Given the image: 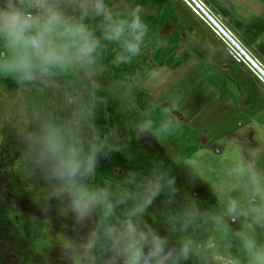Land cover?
<instances>
[{
	"label": "rangeland",
	"instance_id": "374dc122",
	"mask_svg": "<svg viewBox=\"0 0 264 264\" xmlns=\"http://www.w3.org/2000/svg\"><path fill=\"white\" fill-rule=\"evenodd\" d=\"M171 3L176 22L165 29V35L171 38L176 34L178 55L185 51L188 58L177 68L155 66L154 74L134 84L137 86L111 81L109 95L114 110L101 144L122 152L127 159L126 170L113 168L120 180L115 187H126L123 181L130 171L164 170L175 178L177 194L172 203L162 194L147 210L145 219L154 228L166 231L170 227L168 212L182 205H195L206 214L200 226L187 234L192 247L187 264H232L233 260L248 264L234 233L243 230L250 218L233 224L224 209L230 199L239 201L244 209L250 207L249 167L264 175V108L253 106L248 98L249 86L264 92V76L243 55L264 70V56L258 52L259 45H264V33L254 39L235 30L216 8L227 9L230 21L264 24V0ZM113 7L120 12L134 8L122 2ZM91 71L77 68L58 73L48 84L17 83L0 76V228L7 232L0 246L22 248L18 264H61L56 250L67 247L75 235L67 209L50 198L52 189L43 173L27 162L33 159L18 132L35 126L33 98L40 93L49 94L46 100L57 105L53 112L59 116H67V112L58 107L70 109V116L84 108L79 92L68 91L65 77L87 78L92 87H99L101 72L93 75ZM48 85H52V92ZM136 88L138 91H133ZM131 97L140 98V102ZM141 106L147 108L142 110ZM166 109L179 124L160 133ZM149 120L152 128L141 134L140 126ZM33 171L38 178L27 184ZM260 202L261 197H257L256 205ZM253 234L264 244V227L256 226ZM180 235L177 233L174 240ZM17 255L13 252L10 256Z\"/></svg>",
	"mask_w": 264,
	"mask_h": 264
},
{
	"label": "clouds",
	"instance_id": "9594fccd",
	"mask_svg": "<svg viewBox=\"0 0 264 264\" xmlns=\"http://www.w3.org/2000/svg\"><path fill=\"white\" fill-rule=\"evenodd\" d=\"M148 33L140 5L119 12L106 0H0V76L17 83L48 84L58 73L77 68L91 69L94 75L103 70L96 67L106 48L103 42L121 48L113 63H130L141 54ZM170 111L165 110L158 132H169L174 123L178 126ZM90 118L91 109L86 107L68 118L36 109L35 126L18 132L52 189L50 198L65 206L75 229L68 246L56 250L61 264H187L192 255L187 234L206 214L195 205H182L168 212L166 231L148 223L145 216L153 203L162 194L172 203L177 194L175 178L164 170L130 171L123 188L115 187L111 179L94 183L106 154ZM152 125L145 121L141 134ZM247 176L250 207L244 209L230 199L224 215L233 224L250 218L234 237L248 264H264V244L253 234L256 226L264 227V175L249 167ZM177 233L181 235L174 240Z\"/></svg>",
	"mask_w": 264,
	"mask_h": 264
},
{
	"label": "trees",
	"instance_id": "16d2710c",
	"mask_svg": "<svg viewBox=\"0 0 264 264\" xmlns=\"http://www.w3.org/2000/svg\"><path fill=\"white\" fill-rule=\"evenodd\" d=\"M110 7L115 11H119L118 8H114L113 5L116 2H122L124 5L135 7L140 5L142 10V19L149 25V33L145 38V44L142 46L141 54L133 57L130 63L115 64L113 63L115 57L121 51L118 44L103 42L106 48L103 50L102 55L97 63V68L102 66L101 81L99 87H92L87 78H77L75 76H66L65 82L68 86V91H78L80 94V106L91 108L92 119L90 123L93 126V131L98 132L100 140L104 138L106 134V126L113 114V100L109 95L112 88L111 81L118 83L122 86L139 84L149 73L155 68V66H170L171 68L179 67L182 62L186 61L188 54L185 51L180 52L178 55V48L180 47L179 37L174 34L171 38L165 35V29L170 27L172 23L176 22L175 11L172 8L171 0H106ZM217 11L224 17L229 19V22L233 25L235 30H240L243 33H247L252 38L258 39L262 33H264V24L249 23L244 24L238 20L230 21V13L225 8H216ZM120 12V11H119ZM124 12V11H123ZM90 24L98 23V21H89ZM150 51V54L147 53ZM258 52L261 56H264V45H259ZM134 85V86H137ZM15 86V85H9ZM50 92H52V85H48ZM133 91H138L137 88ZM39 92V91H35ZM38 94V93H37ZM132 98V97H131ZM248 98L253 106L264 108V92L252 85L248 87ZM49 94H38L33 98L36 104L34 110L38 107L49 112H53L57 107L51 102L47 101ZM132 101L138 104L139 99L132 98ZM59 110L67 112V116L70 117V109L58 107ZM145 110L146 106L140 107ZM105 158L100 160V164L97 168L96 175L93 178V182L96 184L103 183L106 179L114 180L116 176L113 173L112 166L126 170L128 163L126 156L113 149L107 144H101ZM7 155H8V151ZM0 158L2 156L0 155ZM29 165L34 167L36 165L34 161H27ZM21 177L22 173L18 172ZM16 173V174H17ZM37 174L33 171V175L26 179L27 184L36 182ZM7 234L0 228V239L5 238Z\"/></svg>",
	"mask_w": 264,
	"mask_h": 264
},
{
	"label": "flooded vegetation",
	"instance_id": "af4514ba",
	"mask_svg": "<svg viewBox=\"0 0 264 264\" xmlns=\"http://www.w3.org/2000/svg\"><path fill=\"white\" fill-rule=\"evenodd\" d=\"M113 168H118V167L112 166V169ZM113 173H114V170H113ZM112 181H113V184L120 182V180H118L117 177ZM0 240H4V239L1 238ZM13 252H17L18 255L16 258L12 259L10 255H12ZM21 260H22V248L16 247L15 245L10 246L9 244H2L0 246V264H18Z\"/></svg>",
	"mask_w": 264,
	"mask_h": 264
},
{
	"label": "water",
	"instance_id": "95a60500",
	"mask_svg": "<svg viewBox=\"0 0 264 264\" xmlns=\"http://www.w3.org/2000/svg\"><path fill=\"white\" fill-rule=\"evenodd\" d=\"M210 19V18H209ZM211 20V19H210ZM212 21V20H211ZM212 23H214L213 21H212ZM214 25H215V23H214ZM215 26H217V25H215ZM222 32H223V30H222ZM223 34L226 36V38H228L231 42H232V44L234 45V46H236V48L238 47L237 46V44H235V42H233L230 38H229V36L226 34V33H224L223 32ZM239 48V47H238ZM243 53V52H242ZM243 55L245 56V58L249 61V63L262 75V76H264V70H262L257 64H255V62L253 61V60H251V59H249V57H247V55L245 54V53H243Z\"/></svg>",
	"mask_w": 264,
	"mask_h": 264
}]
</instances>
